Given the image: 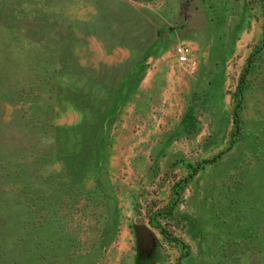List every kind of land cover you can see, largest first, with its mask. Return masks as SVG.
I'll use <instances>...</instances> for the list:
<instances>
[{
  "label": "rangeland",
  "instance_id": "rangeland-1",
  "mask_svg": "<svg viewBox=\"0 0 264 264\" xmlns=\"http://www.w3.org/2000/svg\"><path fill=\"white\" fill-rule=\"evenodd\" d=\"M0 264H264V0H0Z\"/></svg>",
  "mask_w": 264,
  "mask_h": 264
},
{
  "label": "trees",
  "instance_id": "trees-1",
  "mask_svg": "<svg viewBox=\"0 0 264 264\" xmlns=\"http://www.w3.org/2000/svg\"><path fill=\"white\" fill-rule=\"evenodd\" d=\"M249 70V66H247L244 70V72L242 73L240 82H239V86L237 88V91L234 95V106L231 112V116H232V123H233V133H232V143H234L235 138L237 136H239L240 134V130H241V121H240V112L243 108L242 105V94H243V90H244V83H245V78L247 76Z\"/></svg>",
  "mask_w": 264,
  "mask_h": 264
},
{
  "label": "built area",
  "instance_id": "built-area-1",
  "mask_svg": "<svg viewBox=\"0 0 264 264\" xmlns=\"http://www.w3.org/2000/svg\"><path fill=\"white\" fill-rule=\"evenodd\" d=\"M176 61L179 65L184 66L189 64L191 57V50L186 46H177L173 50Z\"/></svg>",
  "mask_w": 264,
  "mask_h": 264
}]
</instances>
